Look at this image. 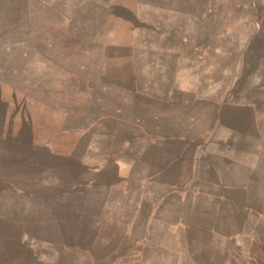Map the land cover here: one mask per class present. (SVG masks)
Wrapping results in <instances>:
<instances>
[{
	"label": "rangeland",
	"instance_id": "1",
	"mask_svg": "<svg viewBox=\"0 0 264 264\" xmlns=\"http://www.w3.org/2000/svg\"><path fill=\"white\" fill-rule=\"evenodd\" d=\"M0 264H264V0H0Z\"/></svg>",
	"mask_w": 264,
	"mask_h": 264
},
{
	"label": "crops",
	"instance_id": "2",
	"mask_svg": "<svg viewBox=\"0 0 264 264\" xmlns=\"http://www.w3.org/2000/svg\"><path fill=\"white\" fill-rule=\"evenodd\" d=\"M249 94V93H248ZM251 106V104H245V107H250ZM235 109H237L238 110V108L237 107H235ZM236 110V111H237ZM222 131V130H221Z\"/></svg>",
	"mask_w": 264,
	"mask_h": 264
}]
</instances>
